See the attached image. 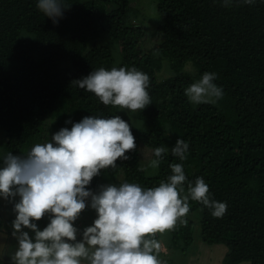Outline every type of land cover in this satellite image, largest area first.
<instances>
[{"label": "trees", "instance_id": "trees-1", "mask_svg": "<svg viewBox=\"0 0 264 264\" xmlns=\"http://www.w3.org/2000/svg\"><path fill=\"white\" fill-rule=\"evenodd\" d=\"M37 2L0 0L5 155L50 142L60 129L71 128L68 120L118 115L130 124L136 149L125 153L129 159H118L115 169L101 170L87 188L97 191L113 182L155 187L172 174L170 164L180 163L185 191L202 177L210 198L226 202L227 211L216 218L189 200L187 223L168 231L169 248L185 255L198 237L204 246L225 247L219 264H264V0L251 5L230 0L228 6L224 0H142L141 7L134 0H62L68 7L55 24ZM101 67H135L148 74L151 104L133 113L105 106L72 85ZM205 72L217 74L214 83L223 96L215 104L193 105L184 90ZM178 138L189 144L183 161L171 154ZM140 146L151 149L153 159L156 147L169 149L153 176L143 171ZM14 219L0 214L2 252L6 246L16 250ZM49 222L45 216L35 223L43 230ZM170 257L160 248L163 264H175ZM2 264H11V258Z\"/></svg>", "mask_w": 264, "mask_h": 264}, {"label": "clouds", "instance_id": "clouds-1", "mask_svg": "<svg viewBox=\"0 0 264 264\" xmlns=\"http://www.w3.org/2000/svg\"><path fill=\"white\" fill-rule=\"evenodd\" d=\"M254 2L243 0L249 5ZM229 4L230 0H224V6ZM67 7L62 0L37 2V8L54 24ZM216 79V73H203L185 88L188 102L215 104L223 96ZM72 85L93 93L105 106L133 113L151 104L150 78L135 67H101ZM68 123L71 128L60 129L50 142L37 143L22 155L8 152L0 163V197L9 202L20 198L13 208L17 215L11 235L17 247L11 264H163L155 236L187 223L189 200L211 209L213 217L226 213V202L210 198L202 177L194 184L189 182L185 191L186 175L180 163L170 164L172 174L155 187L123 182L92 191L87 186L101 170L115 169L118 159H129L125 153L136 149L135 137L130 124L118 115L88 116ZM188 149L189 144L178 138L171 154L183 161ZM168 153L167 147H156L155 158L144 170L156 174ZM87 207L95 210L97 218L78 240L74 222ZM45 216L50 222L40 230L35 222Z\"/></svg>", "mask_w": 264, "mask_h": 264}, {"label": "rangeland", "instance_id": "rangeland-1", "mask_svg": "<svg viewBox=\"0 0 264 264\" xmlns=\"http://www.w3.org/2000/svg\"><path fill=\"white\" fill-rule=\"evenodd\" d=\"M141 2L142 0H134V6L139 5L141 7L142 6L140 4ZM155 15H156L155 6L152 4L149 8V16L154 17ZM147 25L150 29L154 28V25H151V24H147ZM187 70L192 72V68L189 66L187 67ZM167 72L168 71L163 70V68H161L160 70L161 76L163 77H166L168 75ZM3 155H5V149L3 146H0V157H2ZM139 155H140V161L142 164L141 166L143 168V171L145 172V175L153 176L152 174H150L153 171L152 169H147V171L144 170L145 168H147L149 161L153 159L152 150L147 147L140 146ZM158 170H156V172H158ZM106 184H110V183H104L102 185H106ZM112 184H115V183L113 182ZM0 200H1L0 201V214H2L5 218H9V217L16 218L17 214L13 211V208H14V204L18 202L19 200L13 201L12 199V202L3 200V198L2 199L0 198ZM96 218H97V214L95 210L93 209H91L88 213L83 212V214H80L79 218L74 222V226L79 229V233L77 237H80L81 239L80 233H82L86 227L91 226ZM168 240H169L168 232H165L164 234L158 233V242L161 244L160 248L163 251L168 250V252H170V255H171L170 258L172 262H174L175 264H219L220 260L222 259L224 255V251L226 250L225 247L221 245H219V247H216L218 245L212 246V247L204 246L198 240V237H197V239H195L191 247L186 251L185 255H182L183 252L180 253L176 251L175 249L169 248ZM3 247L4 246L0 244V264H2V262L5 261L4 259L9 260V258H11L10 256L12 255L11 254L12 250L11 251L9 250V252H1ZM5 255H8V256L6 257ZM198 258H199V261H198ZM203 258H204V261L202 263Z\"/></svg>", "mask_w": 264, "mask_h": 264}, {"label": "crops", "instance_id": "crops-1", "mask_svg": "<svg viewBox=\"0 0 264 264\" xmlns=\"http://www.w3.org/2000/svg\"><path fill=\"white\" fill-rule=\"evenodd\" d=\"M0 198L2 199L3 197H0ZM3 200H5V199H3ZM14 200H15V201H18V200H19V197L17 196L16 198L13 199V201H14ZM0 201H1V200H0ZM6 201H8V200H6ZM9 248H10V247H9ZM9 248L6 246L4 252H9ZM2 250H3V248H2ZM1 252H2V251H1ZM13 253H14V252L12 251L11 254H13ZM5 256L7 257L8 255H5ZM9 259H10V258H9ZM4 260H6V259H4Z\"/></svg>", "mask_w": 264, "mask_h": 264}]
</instances>
